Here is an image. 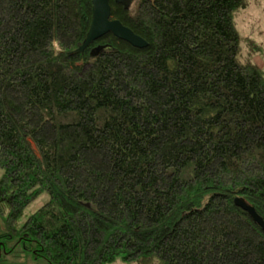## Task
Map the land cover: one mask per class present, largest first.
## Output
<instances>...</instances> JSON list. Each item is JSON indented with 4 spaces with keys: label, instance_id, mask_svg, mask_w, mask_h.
Masks as SVG:
<instances>
[{
    "label": "trees",
    "instance_id": "trees-1",
    "mask_svg": "<svg viewBox=\"0 0 264 264\" xmlns=\"http://www.w3.org/2000/svg\"><path fill=\"white\" fill-rule=\"evenodd\" d=\"M109 2L148 47L108 34L74 54L92 0H0L3 237L36 264H264V232L235 205L264 220L249 0Z\"/></svg>",
    "mask_w": 264,
    "mask_h": 264
},
{
    "label": "rangeland",
    "instance_id": "rangeland-1",
    "mask_svg": "<svg viewBox=\"0 0 264 264\" xmlns=\"http://www.w3.org/2000/svg\"><path fill=\"white\" fill-rule=\"evenodd\" d=\"M238 31L242 37L241 60L246 63L249 58L253 64L264 69V0H249L247 10L237 17ZM46 197H42L26 211L20 220L23 224L26 217L43 206ZM6 229L0 218V264H36L34 258L23 249L18 238H7ZM39 264H45L41 261ZM112 264H124L119 258Z\"/></svg>",
    "mask_w": 264,
    "mask_h": 264
},
{
    "label": "water",
    "instance_id": "water-1",
    "mask_svg": "<svg viewBox=\"0 0 264 264\" xmlns=\"http://www.w3.org/2000/svg\"><path fill=\"white\" fill-rule=\"evenodd\" d=\"M134 1L136 0H115L118 5L124 6L127 10ZM108 34H112L117 39L125 41L137 49L148 47V43L144 39L125 27L120 21L112 19L109 0H92V19L90 28L83 45L74 54H84L94 42ZM99 50L100 49H96L95 51L98 52ZM235 205L247 212L264 232V220L256 213L254 208L240 198L235 200Z\"/></svg>",
    "mask_w": 264,
    "mask_h": 264
}]
</instances>
